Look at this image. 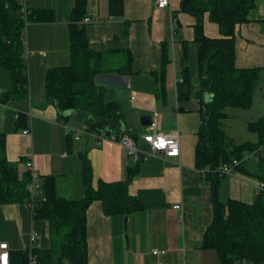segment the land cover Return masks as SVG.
<instances>
[{"label":"crops","instance_id":"1","mask_svg":"<svg viewBox=\"0 0 264 264\" xmlns=\"http://www.w3.org/2000/svg\"><path fill=\"white\" fill-rule=\"evenodd\" d=\"M17 2L23 8H51L55 17L51 22L26 25L28 82L24 97L2 101L1 96L9 90L10 82L7 70L0 66V134L5 137L7 160L17 163L22 176L27 172L25 162L31 157L39 175L54 177L55 195L67 199L84 195L80 154L86 155L90 162L93 185L99 180L124 179L127 168L137 163L127 149L115 142H98L92 135L84 134L79 139L70 137L65 127L74 126L70 120L72 114H65L69 117L60 120L57 108L45 96L46 70L69 63L68 21L72 0ZM179 2L170 0L168 7L157 9L155 0L87 1L90 21L83 23L87 45L102 53L106 73L123 67L126 58L131 57L130 74L118 73L125 76V87L98 84L104 87L105 101L118 103L122 127H128L137 137V148L147 152L149 145L141 136L150 129L141 125L142 115H156L159 130L177 129L180 139L179 157L165 159L156 155L138 162V171L128 192L139 199L143 207L126 215L125 224L124 215H105L100 201L89 205L86 211L88 264H155L158 260L163 264H205L204 261H214L206 249L199 248L212 220V207L210 182L194 164L200 122V101L196 94L198 44L193 40L196 19L188 13L176 12ZM204 33L208 37H220L217 25L208 20L207 13ZM234 36L235 65L260 69L252 104L258 119L264 114V0H255L247 21L236 26ZM163 44L168 48L171 62L161 97L156 96L157 82L152 72L160 64ZM184 53L186 60H183ZM185 65L190 74L189 96L178 99L177 83ZM207 97L204 93L203 99ZM22 114L28 118L29 133L22 132L26 127L15 125L17 116ZM259 183L258 179L237 170L218 180L220 194L226 191L228 197L245 202L254 200ZM175 205L181 208H174ZM1 208H7L5 219L9 226L3 229L0 222V240L7 242L10 250L25 249L31 229L38 235L37 246L58 243L48 232V222L34 219L26 203ZM153 249L166 252L156 256L151 253Z\"/></svg>","mask_w":264,"mask_h":264},{"label":"trees","instance_id":"2","mask_svg":"<svg viewBox=\"0 0 264 264\" xmlns=\"http://www.w3.org/2000/svg\"><path fill=\"white\" fill-rule=\"evenodd\" d=\"M88 0H72L73 6L68 21L69 63L50 67L44 74L46 98L55 105L59 119L69 116L63 113L73 111L95 134L114 133L117 137L124 132L136 142L137 137L128 127H122L123 117L117 102L104 99V87L96 83V76L106 73L103 69L101 52L91 50L87 45L82 19L87 16ZM255 6V0H180L176 12H185L196 19L193 40L197 45V83L200 122L196 131L194 164L204 171L210 182L212 220L206 227L201 249L214 250L218 264H240L250 259L264 264V193H258L252 202L228 197L220 198L218 180L222 175L221 164L240 160L244 153L263 147L258 161H250L245 167L242 162L235 170L248 174L264 183V114L248 122L246 128L255 132L257 140L234 143L222 127L227 116V106L250 108L253 92L259 81V68H239L235 65V28L247 21V14ZM25 13H24V11ZM218 27L220 37H208L204 33V16ZM51 8H23L17 0H0V66L9 75L10 88L2 101L24 97L27 93V64L25 58V29L29 22H51L54 20ZM186 60V53L183 55ZM131 57L114 72H131ZM171 62L166 44H163L158 68L152 72L156 96L165 93L167 67ZM108 72V71H107ZM181 82L177 83L178 99L189 96L190 74L185 65L181 70ZM207 93L206 100L203 94ZM26 115H18L17 128L27 126ZM261 157V159H260ZM82 160V183L84 195L67 199L55 195L54 177L41 179L40 200L35 208L34 219L46 220L48 232L60 236L55 246L33 247L38 264H88L86 240V211L89 205L100 201L105 215H128L142 209V202L128 192V187L138 171V162L127 168L124 179L116 182L97 181L93 185L92 170L86 155ZM260 159V160H259ZM200 168V169H199ZM208 170H207V169ZM214 168V169H213ZM210 170V171H209ZM214 174V175H213ZM29 174L19 175L17 163L7 160L5 137L0 134V207L26 203ZM28 250H9L10 264H28Z\"/></svg>","mask_w":264,"mask_h":264},{"label":"built area","instance_id":"3","mask_svg":"<svg viewBox=\"0 0 264 264\" xmlns=\"http://www.w3.org/2000/svg\"><path fill=\"white\" fill-rule=\"evenodd\" d=\"M170 5V0H155V7L157 9H164ZM24 11V10H23ZM25 13V11H24ZM90 21L89 16H85L82 19V23H88ZM24 45L26 46V40L24 37ZM25 58H27V54L25 53ZM26 60V59H25ZM27 64V61H26ZM181 81V78L178 79ZM131 100H133V96H131ZM156 114V113H155ZM150 131L144 133L141 138L142 140L149 145L150 151H143L137 148L136 142L132 140V138L127 134L123 133L119 137H117L114 133L110 135H106L105 132L100 134H95L87 130V125L83 124L81 130H76L71 128L70 126L65 127L66 134L74 139H79L81 135L87 134L92 135L97 139L98 142H115L124 146L128 153L134 158L135 161H139L140 159H146L149 156L162 155L163 158H177L180 155V139L179 132L177 129L170 130L168 132H162L158 128V121L156 119V115L152 117L151 123L148 125ZM23 133H29V127H26L22 130ZM263 150V147L260 146L252 151H248L244 153L243 158L240 160H232L230 163H225L219 167V171L223 175L233 174L235 171V167L239 166L242 162L245 161H258L259 156ZM264 156V154H263ZM26 170L29 174V181L27 184V192H28V200L26 202V206L30 210L31 216L35 214V208L37 207L40 200H44L43 195L41 194V179L39 173L35 170L32 162V158L28 157L25 162ZM204 173V171H201ZM258 193H264V183L260 182L257 186ZM174 208L180 209V205H175ZM37 233L31 229L28 233V245L26 249L28 252V264H38L36 255L32 252L33 247H35V243L37 240ZM9 246L7 242L0 240V264H10L9 257ZM166 250H157L153 249L151 253L156 256H160L164 254ZM155 264H163L161 261H156ZM183 264H186L183 262ZM240 264H263L256 263L253 260L243 259Z\"/></svg>","mask_w":264,"mask_h":264},{"label":"rangeland","instance_id":"4","mask_svg":"<svg viewBox=\"0 0 264 264\" xmlns=\"http://www.w3.org/2000/svg\"><path fill=\"white\" fill-rule=\"evenodd\" d=\"M197 79V78H196ZM254 107L251 108H240V107H233V106H227L224 108V112L226 113V117L223 119L222 127L225 130L226 135L230 138V140L234 143L243 142L244 140H257V135L255 132L249 131L246 128V124L248 122H251V120H256L257 117H255L256 112H254ZM72 114L70 117L71 123L74 126L71 125V128L76 130H81L83 127V120L79 118V115L75 112H66V114ZM253 118V119H252ZM250 137V139H248ZM252 138V139H251ZM245 167H249L252 165L250 161H246L244 163ZM229 195L226 194V191H221L220 198L223 200H226ZM7 208H1L0 209V222L3 226V229H8L7 222L5 219ZM7 225V226H6ZM3 233V232H2ZM60 236L56 237L55 235H52V239L54 242L60 241ZM206 253H210L212 257H214V261L208 262L204 261L205 264H218L217 255L214 250L207 249L205 250Z\"/></svg>","mask_w":264,"mask_h":264},{"label":"water","instance_id":"5","mask_svg":"<svg viewBox=\"0 0 264 264\" xmlns=\"http://www.w3.org/2000/svg\"><path fill=\"white\" fill-rule=\"evenodd\" d=\"M96 83L100 85H107V86H114V87H125L126 86V78L123 75H120L115 72L110 73H100L96 76ZM73 112V111H68ZM64 115L66 112L63 113ZM151 115L146 114L140 116V123L142 126H148L151 123ZM127 216L124 215V224L126 221Z\"/></svg>","mask_w":264,"mask_h":264},{"label":"bare ground","instance_id":"6","mask_svg":"<svg viewBox=\"0 0 264 264\" xmlns=\"http://www.w3.org/2000/svg\"><path fill=\"white\" fill-rule=\"evenodd\" d=\"M155 113H156V112H155ZM99 134H100V132H99ZM260 159H261V157H260ZM260 159H259V160H260ZM221 165H222V164H221ZM199 169H200V168H199ZM206 169H207V168H206ZM208 169H209V168H208ZM208 169H207V170H208ZM213 169H214V168H213ZM209 171H210V170H209ZM213 175H214V174H213ZM222 175H223V174H222Z\"/></svg>","mask_w":264,"mask_h":264}]
</instances>
